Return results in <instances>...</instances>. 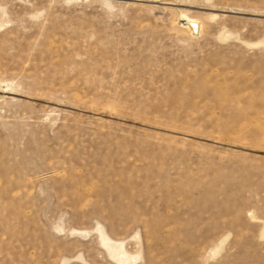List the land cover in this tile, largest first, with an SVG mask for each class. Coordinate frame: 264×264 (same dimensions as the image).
<instances>
[{"label": "rangeland", "instance_id": "1", "mask_svg": "<svg viewBox=\"0 0 264 264\" xmlns=\"http://www.w3.org/2000/svg\"><path fill=\"white\" fill-rule=\"evenodd\" d=\"M0 264H264V0H0Z\"/></svg>", "mask_w": 264, "mask_h": 264}, {"label": "water", "instance_id": "2", "mask_svg": "<svg viewBox=\"0 0 264 264\" xmlns=\"http://www.w3.org/2000/svg\"><path fill=\"white\" fill-rule=\"evenodd\" d=\"M117 1H119V0H117Z\"/></svg>", "mask_w": 264, "mask_h": 264}]
</instances>
